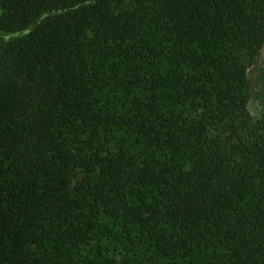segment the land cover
Segmentation results:
<instances>
[{
  "label": "trees",
  "instance_id": "obj_1",
  "mask_svg": "<svg viewBox=\"0 0 264 264\" xmlns=\"http://www.w3.org/2000/svg\"><path fill=\"white\" fill-rule=\"evenodd\" d=\"M0 10V264H264V0Z\"/></svg>",
  "mask_w": 264,
  "mask_h": 264
},
{
  "label": "rangeland",
  "instance_id": "obj_2",
  "mask_svg": "<svg viewBox=\"0 0 264 264\" xmlns=\"http://www.w3.org/2000/svg\"><path fill=\"white\" fill-rule=\"evenodd\" d=\"M1 14L2 11L0 10V15ZM18 35L19 33H6L0 29V37L4 38L5 40L16 37ZM165 67H169V65ZM260 68H264V49L262 51V55L258 64L251 71L252 74H256ZM108 95H110V87L105 90L103 98H106ZM249 110L251 114L256 118L261 114L260 105L256 100H252L250 102ZM105 136L108 139L105 142V148L111 154L117 153L121 148L125 149L130 154L147 149L146 146L140 145L138 143L137 133L134 129L121 130L115 128ZM83 177L84 175H81L80 181ZM126 246V243L120 242L119 240L111 237L101 236L90 246L85 248L84 252L92 257H98L102 254V264H108L106 260H116L118 264H121L122 258L126 255ZM136 252L139 256V259H142L150 254L147 244L141 241L136 247ZM203 257L204 256H200L199 261L202 260Z\"/></svg>",
  "mask_w": 264,
  "mask_h": 264
}]
</instances>
